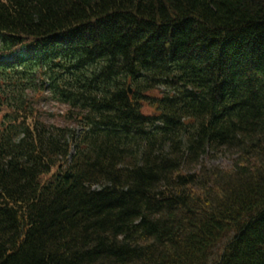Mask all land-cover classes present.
Returning <instances> with one entry per match:
<instances>
[{
	"label": "trees",
	"instance_id": "1",
	"mask_svg": "<svg viewBox=\"0 0 264 264\" xmlns=\"http://www.w3.org/2000/svg\"><path fill=\"white\" fill-rule=\"evenodd\" d=\"M0 264H264V0H0Z\"/></svg>",
	"mask_w": 264,
	"mask_h": 264
},
{
	"label": "rangeland",
	"instance_id": "2",
	"mask_svg": "<svg viewBox=\"0 0 264 264\" xmlns=\"http://www.w3.org/2000/svg\"><path fill=\"white\" fill-rule=\"evenodd\" d=\"M39 110L44 114L45 121L48 124L65 125V113L67 107L58 104L51 99L49 94H45L44 98L37 101ZM233 157L225 150H219L217 153H208L205 157L206 162L215 167H221L223 169H230L233 163Z\"/></svg>",
	"mask_w": 264,
	"mask_h": 264
},
{
	"label": "bare ground",
	"instance_id": "3",
	"mask_svg": "<svg viewBox=\"0 0 264 264\" xmlns=\"http://www.w3.org/2000/svg\"><path fill=\"white\" fill-rule=\"evenodd\" d=\"M129 92H130V94H132V92H133V91H132V89H131V88H130Z\"/></svg>",
	"mask_w": 264,
	"mask_h": 264
}]
</instances>
